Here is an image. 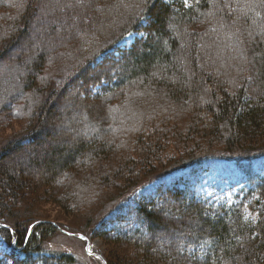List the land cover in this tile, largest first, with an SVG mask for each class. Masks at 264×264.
I'll use <instances>...</instances> for the list:
<instances>
[{
	"label": "trees",
	"instance_id": "trees-1",
	"mask_svg": "<svg viewBox=\"0 0 264 264\" xmlns=\"http://www.w3.org/2000/svg\"><path fill=\"white\" fill-rule=\"evenodd\" d=\"M3 2L6 9L13 5L12 0ZM37 5L34 0L27 6L18 28L9 27L12 40L0 45L1 61L11 56L17 61L13 66L18 72L9 79L20 87L0 91V119L21 117L25 90L42 95L33 108L32 123L0 142V236L7 248L0 253V264H77L67 252H37L42 237L56 227L37 221L40 225L34 224L29 233L33 220L27 224L28 214L16 209L27 202L67 201L72 178L102 176L101 171H91L97 170L93 164L118 152L105 137L106 121L98 109L119 102L144 107L140 100L147 92L161 97L162 110L142 114L131 135L132 148L138 145L142 157L150 149L143 138L153 149L184 130L181 134L194 137L189 140L194 150L179 158L159 154L156 159L165 169L119 192L115 200L143 182L162 179L152 193L130 204L115 224L99 230L104 239L115 242L112 249L117 248L118 257L112 253L106 263L264 264V173L252 167L264 154V0H187V6L184 0H68L51 5L49 16H38ZM140 15L149 23L139 20ZM125 31L145 36H137L131 48H125ZM90 38L105 40L99 42L103 47L61 87H45L43 67L66 56L75 39ZM97 52L106 54L103 63L96 61ZM236 52L246 58L245 66L227 60ZM68 102L77 108L65 113ZM176 109L189 121L171 126L168 118ZM124 116V122L132 119ZM63 118L65 123L73 120L72 130L78 131L74 147L59 150L47 145L48 152L61 154L56 160L28 158L29 149L37 152L34 146L50 139L52 125L63 123ZM188 124L194 128L187 130ZM147 128L152 130L149 135ZM207 140L225 141L217 150L195 153L217 144ZM220 154L243 174L228 197L199 193L185 184L188 181L163 180L175 169ZM152 155L151 151L148 158ZM123 159L132 161L127 155Z\"/></svg>",
	"mask_w": 264,
	"mask_h": 264
},
{
	"label": "rangeland",
	"instance_id": "rangeland-1",
	"mask_svg": "<svg viewBox=\"0 0 264 264\" xmlns=\"http://www.w3.org/2000/svg\"><path fill=\"white\" fill-rule=\"evenodd\" d=\"M33 1L34 0H12L13 5L11 4L10 7L6 9V7L3 6L5 5L3 0H0V45L12 40L9 27L14 26V29L18 28V23H22V19L27 14V6L32 4ZM36 1L38 5L35 6V12H38V16H42V13L43 15L45 14V16H49L52 11H54L51 5H55L56 2L65 3L68 0ZM2 11L4 12L3 15H1ZM134 11L135 9L133 13ZM102 23L103 22L100 24ZM44 33L47 34L46 31H44ZM108 37L109 36L106 35V39ZM125 39H127V37H125ZM25 40L29 42L27 38H25ZM87 41H90L89 44L84 46L83 44ZM102 41L105 40L100 39L94 41L93 38H90V40L75 39L72 42L73 47L68 49L66 56L58 57L55 63H48L43 67L40 77L44 81V86L61 87L63 82L72 75V72H74L81 63L89 58L91 54L95 53V51L103 47L99 43ZM20 47L21 49L24 48V44H21ZM241 56L242 55L238 54V52L232 53V56H229L227 60H233L234 65L238 64L240 66H245L246 58L244 56L241 58ZM12 57L13 56L9 57L8 60H6L7 58L5 57V61L0 60V91L5 89H20L17 83H12L9 79L11 75L18 72L13 66L17 61ZM13 67L15 69H13ZM3 77L4 81L2 79ZM41 96L42 95L33 93L31 89L24 91L21 97V100H24V110L21 117L12 121L0 119V121H2L0 122V127L2 129L0 132V142L9 138L13 133L18 134L21 129L23 130L32 123L33 108L37 104V99L39 100ZM143 99L146 100L145 103ZM159 101L162 102L161 97L156 96L153 92H147L143 94L140 100L142 104H145L144 107H137L133 105V103L125 104L119 102L117 105H108L102 107L103 109H98V111L101 112L102 119L104 122L106 121V125L103 127L107 134L105 137L109 140L110 144L116 145L115 151L118 152L103 157L102 159L98 158L93 164V167L97 170L91 171H101L103 175L85 177L84 174V176L80 175L76 179L72 178L70 181L75 180L71 187L73 192L70 194L71 197L67 199V201L64 200L56 203L42 200L33 204L32 202H27V204L21 205L16 209L20 210V214H28L30 220L27 224L33 220L28 224L29 233L31 227L36 224L37 221H47L56 227L55 230L52 231V234H45L44 238L42 237L39 244L40 249L37 250V252L46 254H50L52 251L67 252L75 256L77 264H107L106 261L112 256V253L115 254L117 248L112 249L114 248L113 244L115 242L111 243L104 239L99 235V230L102 227H110L112 224H115L116 220L126 212L130 204L137 203V199L142 198L143 195L145 196L152 193L162 179L156 177L149 182H143L134 192L130 193V191L126 193V195L115 200L119 192L123 189H128L129 183L132 181L136 182L148 174L159 173L165 169V166L162 165L163 161L161 162L156 159L159 154L166 152L169 155L174 154V157L179 158L186 154H190L194 150L192 141H189L194 137L181 134L184 130L180 132L176 131L175 134L172 133V138L168 139L169 142L165 141L163 144L160 143L153 149L149 140L143 138L142 142L144 143L147 141L144 144L150 149L148 148L149 151L147 150L142 157L139 156L141 148L138 145L135 146V149L132 148L133 143L130 144L131 135L139 126L137 124L142 118V114H145L146 110L147 112H152V114L162 110ZM75 102H68L65 109L62 110H64L65 113L72 112L73 109L77 108ZM0 104L2 105L1 101ZM95 111L96 110H93L89 114L90 117L95 114ZM181 113L177 109L173 111L170 118H168L172 123L171 126L189 121V117H179ZM124 114H127L132 119H127L124 122L126 118ZM63 119V123L58 124V122H56L57 124H54L55 126L52 125L53 128L50 130L51 132H49L51 134L50 139L45 140V143L40 144L38 147L34 146V148H37V152L36 150L29 149L27 152L28 158H37L41 160V157H44L49 160H56L61 154L54 153V151L53 153H50V151L48 152L46 149L47 145L59 147V150L60 148L64 150V148L72 149L74 147V137L78 136V131L76 129L72 130L73 127L71 122L73 120L65 123L66 119ZM179 127L182 128L183 125ZM191 128H194L191 124H188L186 127L187 130ZM145 131H147L149 135L152 130L151 128H147ZM162 141L163 140H158V142ZM224 141L225 140H207V143L217 142V144L212 145L213 148L197 151L195 153L217 150L221 148V142ZM134 144H136V142ZM151 151L153 155L148 158ZM121 155L122 159L120 158ZM125 155L128 157L131 156L132 161L129 160V162H125L123 159ZM21 156L18 157L19 160H21ZM13 160L18 159L14 158ZM27 161L28 160H25L24 164L28 163ZM41 163L43 166V162ZM252 167L255 171L264 173V154L262 157H257L255 159ZM242 178V170L237 167L234 161L220 154L218 156L203 157L201 160L187 165V167L175 169L163 180H165L166 183L179 181V179L181 182L188 181L189 183L185 184H191L199 193L215 196L221 194L224 195V197H228L229 190L238 188ZM63 189L64 187H62V190ZM60 194L66 195L61 192ZM168 211L172 213L170 209ZM47 224L44 223V225ZM37 225L40 224L37 223ZM172 244H178V241H172ZM127 248V253H132V248ZM5 250H7V248L5 247L3 237L0 236V253ZM115 255L118 257V254Z\"/></svg>",
	"mask_w": 264,
	"mask_h": 264
},
{
	"label": "snow or ice",
	"instance_id": "snow-or-ice-1",
	"mask_svg": "<svg viewBox=\"0 0 264 264\" xmlns=\"http://www.w3.org/2000/svg\"><path fill=\"white\" fill-rule=\"evenodd\" d=\"M80 2H81V0H77V3H80ZM144 2L147 3L148 0H144ZM184 2H185V6H187V0H184ZM71 6L72 5H66V7H71ZM143 11H147V9H144ZM138 18H139V20L144 21L145 24H148L149 23V21H148V19L146 18L145 15H140ZM122 35L124 37H127V39H123L122 40L123 47H125V48H131V46L135 42L136 37L137 36L144 37L145 36V33H130V32L125 31ZM105 58H106V54L105 53H103V52H97L96 53V61L98 63H103L104 60H105ZM86 69H87V66L83 70H86Z\"/></svg>",
	"mask_w": 264,
	"mask_h": 264
}]
</instances>
